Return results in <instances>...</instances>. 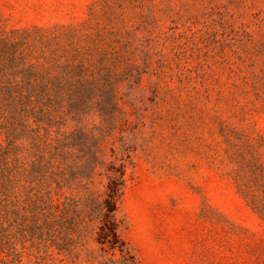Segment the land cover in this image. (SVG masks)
Instances as JSON below:
<instances>
[{"label":"rangeland","instance_id":"374dc122","mask_svg":"<svg viewBox=\"0 0 264 264\" xmlns=\"http://www.w3.org/2000/svg\"><path fill=\"white\" fill-rule=\"evenodd\" d=\"M264 264V0H0V264Z\"/></svg>","mask_w":264,"mask_h":264},{"label":"trees","instance_id":"16d2710c","mask_svg":"<svg viewBox=\"0 0 264 264\" xmlns=\"http://www.w3.org/2000/svg\"><path fill=\"white\" fill-rule=\"evenodd\" d=\"M121 178L122 177L120 176L113 178L108 186L106 198L103 204V220L99 228L97 242L100 245L101 251L103 252L112 253V255L114 256L116 255L117 251L119 252V259L116 261L109 259V263L137 264L130 251L126 249L123 241L118 234L117 224L114 217L117 210L115 197L120 185L119 182ZM103 264H108V262H104Z\"/></svg>","mask_w":264,"mask_h":264}]
</instances>
